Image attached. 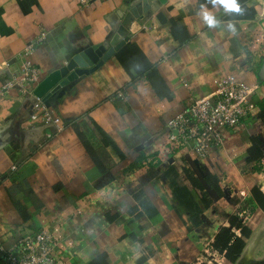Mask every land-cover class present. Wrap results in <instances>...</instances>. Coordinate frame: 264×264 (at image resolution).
I'll return each instance as SVG.
<instances>
[{
    "label": "crops",
    "instance_id": "obj_1",
    "mask_svg": "<svg viewBox=\"0 0 264 264\" xmlns=\"http://www.w3.org/2000/svg\"><path fill=\"white\" fill-rule=\"evenodd\" d=\"M138 2L0 0V245L6 250L46 227L57 243L56 264H195L252 189L264 194V80L258 77L264 0L245 1L256 12L251 19L228 18L234 11L215 0L148 3L128 24L126 44H135L154 68L127 70L115 55L42 102L61 120L59 131L30 122L33 98L15 84L22 66L37 70L40 82L78 48L107 41ZM203 10L215 25L204 21ZM228 77L253 88L249 122L203 157L171 142L168 122L191 99L214 96ZM12 165L17 170L10 174ZM184 169L215 208L203 205ZM174 171L190 190L198 224L171 187ZM261 218L258 207L246 218L249 238Z\"/></svg>",
    "mask_w": 264,
    "mask_h": 264
},
{
    "label": "built area",
    "instance_id": "obj_2",
    "mask_svg": "<svg viewBox=\"0 0 264 264\" xmlns=\"http://www.w3.org/2000/svg\"><path fill=\"white\" fill-rule=\"evenodd\" d=\"M92 1L78 0L82 5H89ZM44 38V33L41 32L39 40ZM22 68L21 76L15 84L22 94L33 98L30 122L51 124L59 131L62 127L61 120L33 95L32 88L39 83L37 70L29 63ZM252 93L253 88L244 82L231 77L224 78L214 96L191 99L188 106L168 122L171 142L192 147L202 157L210 154L212 150L222 146L226 135L235 133L249 122L254 109ZM115 97L123 99L124 95L117 92ZM51 135V132L46 134L47 137ZM16 170L17 166L12 165L10 174ZM53 240L46 227L30 231L9 250L0 245V258L3 264H56L59 255L54 248L57 243Z\"/></svg>",
    "mask_w": 264,
    "mask_h": 264
},
{
    "label": "trees",
    "instance_id": "obj_3",
    "mask_svg": "<svg viewBox=\"0 0 264 264\" xmlns=\"http://www.w3.org/2000/svg\"><path fill=\"white\" fill-rule=\"evenodd\" d=\"M246 0H237L240 5V12H233L228 18L232 19H251L255 15V10L253 8H247L245 6ZM201 2V0H200ZM175 29V24H172V32ZM176 34V30L173 32ZM116 58L120 64L130 70L134 68H142L147 70V68H154L149 64L141 52V50L135 44H126L117 53ZM76 132L80 138H82L80 132L76 129ZM84 145L89 149L88 144L83 140ZM258 140L252 139V147L257 148ZM186 175L187 179L192 183L193 188L198 193L200 200L205 207L215 208V204L208 198L204 191L203 186L193 177L190 176L188 170H182ZM172 174V175H171ZM170 178L171 187L182 205L190 212V219L192 223L198 224L197 214L199 212L195 202L190 197V190L186 187L182 181L179 180L177 172H168ZM217 187V186H216ZM258 207L264 210V194L258 189L253 188L251 191V198L244 202L242 206L236 209V211L228 218L229 226L222 227L214 237V240L209 246V249L215 251L225 260L235 263L240 257L242 251L246 245V239L251 235V229L245 225V220L249 217L254 208ZM194 217V218H193ZM195 264H207L205 262H196Z\"/></svg>",
    "mask_w": 264,
    "mask_h": 264
},
{
    "label": "water",
    "instance_id": "obj_4",
    "mask_svg": "<svg viewBox=\"0 0 264 264\" xmlns=\"http://www.w3.org/2000/svg\"><path fill=\"white\" fill-rule=\"evenodd\" d=\"M167 0H140L131 6L107 41L96 45L78 48L77 52L65 64L46 75L33 89V95L42 102L62 92V88L76 78L88 75L100 68L106 61L129 41L128 24L140 17V12L146 11L148 3L159 2L165 4ZM258 77L264 80V59L258 70Z\"/></svg>",
    "mask_w": 264,
    "mask_h": 264
},
{
    "label": "rangeland",
    "instance_id": "obj_5",
    "mask_svg": "<svg viewBox=\"0 0 264 264\" xmlns=\"http://www.w3.org/2000/svg\"><path fill=\"white\" fill-rule=\"evenodd\" d=\"M252 231L251 238L247 239L245 252L235 263L228 262L208 250H205L200 260L207 264H264V218L259 220L256 230Z\"/></svg>",
    "mask_w": 264,
    "mask_h": 264
},
{
    "label": "clouds",
    "instance_id": "obj_6",
    "mask_svg": "<svg viewBox=\"0 0 264 264\" xmlns=\"http://www.w3.org/2000/svg\"><path fill=\"white\" fill-rule=\"evenodd\" d=\"M215 3L222 5L226 11L240 12L241 8L237 0H215ZM204 21L209 25L213 26L217 23L213 14L207 10H203L201 13Z\"/></svg>",
    "mask_w": 264,
    "mask_h": 264
}]
</instances>
